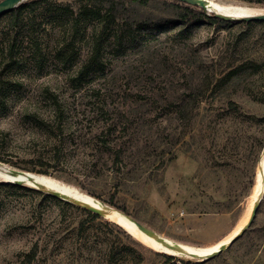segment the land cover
I'll return each mask as SVG.
<instances>
[{"label":"rangeland","instance_id":"rangeland-1","mask_svg":"<svg viewBox=\"0 0 264 264\" xmlns=\"http://www.w3.org/2000/svg\"><path fill=\"white\" fill-rule=\"evenodd\" d=\"M32 33L40 45L18 47L13 69L0 34V264H264V20L203 22L126 55L105 48L97 71H82L85 41L66 44L48 23ZM53 190L102 218L46 198ZM259 201L246 231L202 260Z\"/></svg>","mask_w":264,"mask_h":264},{"label":"trees","instance_id":"trees-1","mask_svg":"<svg viewBox=\"0 0 264 264\" xmlns=\"http://www.w3.org/2000/svg\"><path fill=\"white\" fill-rule=\"evenodd\" d=\"M243 1L264 5V0ZM208 11L180 0H24L2 16L9 21L0 32L1 37L7 39L3 52L5 55L1 57L7 61L8 68L13 69L20 58L16 55L17 48L26 45L36 50L41 42L36 40L32 32H35L36 25L48 23L54 32L64 36L66 44L74 46L78 41L89 44L90 51L82 71H97L104 66L102 56L105 48H109L116 56L126 55L137 47L155 46L167 36L169 39L183 40L189 35L190 29L203 22L221 25L237 21L222 19L214 14L215 11ZM242 71L243 64H240L229 75ZM45 197L68 207L77 206L86 211L89 218H102L99 213L65 201L57 195L46 193ZM114 200L112 196L108 202L115 205ZM118 208L126 212L124 207ZM61 212L63 220H72L68 211ZM104 222L112 225L109 221ZM80 224L79 231H84L85 221L82 220ZM38 249L39 242H36L28 256L34 257L35 252L37 255ZM164 255L168 259L174 258L170 254Z\"/></svg>","mask_w":264,"mask_h":264},{"label":"water","instance_id":"water-1","mask_svg":"<svg viewBox=\"0 0 264 264\" xmlns=\"http://www.w3.org/2000/svg\"><path fill=\"white\" fill-rule=\"evenodd\" d=\"M22 1H24V0H0V17L5 15L6 13L10 12L11 10H13L15 8V6L18 5ZM180 1H185V2L193 4V5H199L204 10H208V1L207 0H180ZM214 14L217 17H220V18L225 19V20H237V21L238 20H245V21H263L264 20V12L249 14V15H245V16H242V17H233V16H231L229 14H226V13H223V12H216V11L214 12ZM7 171H9L12 174H17V173L21 172V170H18V169H10V170H7ZM9 181L10 182H20V183L24 182L23 180H20V179L9 180ZM51 194L57 195V196H59L61 198H69L65 193H63L61 191H58V190L51 191ZM262 197H263V195L261 196L260 201L262 200ZM76 201L79 202L80 204L88 207L93 212H96V213H99L100 215H102V213L98 209H96L94 207H90L85 202H81V201H78V200H76ZM260 201L254 205L252 213H251V216H250L248 222L246 223V225H244V227L241 229V231L236 233L234 235V237L230 240L229 243H221V245L217 249H215L210 254L206 255L205 258L202 259V260H207V259L213 257L214 255L222 252L223 250L228 248L232 243H234L246 231L248 226H250L251 223L253 222V219H254V217L256 215V212H257V209H258ZM128 217L136 224V226L140 230H142L146 234L153 236L155 239H157L158 241H160L162 243H165L168 247L175 248V249L177 248V245L175 243H170V242L166 241L165 237L159 235L153 229L147 227L146 225H144L140 221H137L136 219H134V218H132L130 216H128ZM160 252H164V251H160ZM165 253H168V252H165ZM169 254L176 255L174 253H169ZM194 256L196 257V255H194Z\"/></svg>","mask_w":264,"mask_h":264},{"label":"bare ground","instance_id":"bare-ground-1","mask_svg":"<svg viewBox=\"0 0 264 264\" xmlns=\"http://www.w3.org/2000/svg\"><path fill=\"white\" fill-rule=\"evenodd\" d=\"M207 1H208V10H212L213 11L214 9H217L216 12L226 11L227 13L226 12H223V13L229 14V15H231L233 17H242V16H245V15H249V12L255 10V9H249V8H237V7H229V6H220V5H218L217 3L214 2L215 0H207ZM239 7H242V6H239ZM232 11L236 12V14L232 13ZM237 12H239V13H237ZM241 13H246V14H241ZM261 169H262V166H261ZM252 209H253V205L250 207L249 211L246 213L242 223L240 224V227L244 224L243 222H246L247 218L250 217ZM114 219H115V221L117 223H119L125 229H127L129 231L130 230H135V228L128 221H126V219H124L123 217L116 216V217H114Z\"/></svg>","mask_w":264,"mask_h":264}]
</instances>
